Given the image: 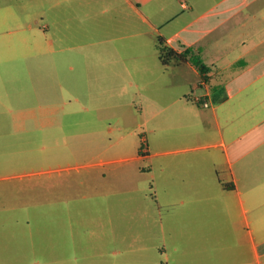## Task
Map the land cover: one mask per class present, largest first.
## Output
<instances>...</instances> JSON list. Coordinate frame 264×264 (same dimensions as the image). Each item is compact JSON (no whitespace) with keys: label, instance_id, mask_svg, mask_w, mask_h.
<instances>
[{"label":"crops","instance_id":"1","mask_svg":"<svg viewBox=\"0 0 264 264\" xmlns=\"http://www.w3.org/2000/svg\"><path fill=\"white\" fill-rule=\"evenodd\" d=\"M42 1L0 0V137L5 142L36 130L42 115L40 82L51 77V64L40 57L54 44L51 37H44L47 46L42 43ZM46 1L54 21H60L63 3L87 5L94 14L96 3L103 2L120 5L127 16L138 14L158 29L141 9L154 0ZM31 3L35 13L26 12ZM176 4L178 12L161 20L162 28L171 27L159 36L179 52L193 49L207 71L191 62L164 66L160 58L148 57L113 69L120 92L128 78L134 95L149 102L137 110L145 113L150 132L146 156L161 209L160 251L165 264H264V0L162 3ZM51 26L44 24L47 30ZM70 94V102L80 101ZM20 157L3 159L9 170L1 180L22 176L13 169L20 168Z\"/></svg>","mask_w":264,"mask_h":264},{"label":"rangeland","instance_id":"2","mask_svg":"<svg viewBox=\"0 0 264 264\" xmlns=\"http://www.w3.org/2000/svg\"><path fill=\"white\" fill-rule=\"evenodd\" d=\"M162 3L141 7L156 30L103 2L94 14L87 5L63 3L54 21L42 1V43L46 37L54 44L40 59L51 64V77L40 82L36 130L10 142L0 137V177L9 170L3 159L19 155L22 164L13 169L23 176L0 179V264H165L146 156L150 132L137 110L149 102L134 95L128 78L120 92L113 70L134 58L159 62L158 36L171 27L161 20L179 9ZM105 7L111 10L103 13ZM26 12L35 13L32 3ZM70 93L80 101L70 102Z\"/></svg>","mask_w":264,"mask_h":264},{"label":"trees","instance_id":"3","mask_svg":"<svg viewBox=\"0 0 264 264\" xmlns=\"http://www.w3.org/2000/svg\"><path fill=\"white\" fill-rule=\"evenodd\" d=\"M158 49L159 58L164 66H169L172 64L182 65L188 62L193 63L200 68L202 72L207 71L206 65L203 63L201 57L193 52V49H186L179 52L172 47H170L166 39L163 36L158 37Z\"/></svg>","mask_w":264,"mask_h":264},{"label":"built area","instance_id":"4","mask_svg":"<svg viewBox=\"0 0 264 264\" xmlns=\"http://www.w3.org/2000/svg\"><path fill=\"white\" fill-rule=\"evenodd\" d=\"M197 101L200 102V103H202L203 106H205V107H208L209 106V103L207 101H204L203 98H201V97H198L197 98Z\"/></svg>","mask_w":264,"mask_h":264}]
</instances>
